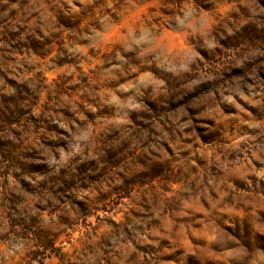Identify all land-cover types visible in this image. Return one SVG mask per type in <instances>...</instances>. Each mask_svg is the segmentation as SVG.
<instances>
[{
  "label": "clouds",
  "instance_id": "1",
  "mask_svg": "<svg viewBox=\"0 0 264 264\" xmlns=\"http://www.w3.org/2000/svg\"><path fill=\"white\" fill-rule=\"evenodd\" d=\"M0 264H264V0H0Z\"/></svg>",
  "mask_w": 264,
  "mask_h": 264
}]
</instances>
